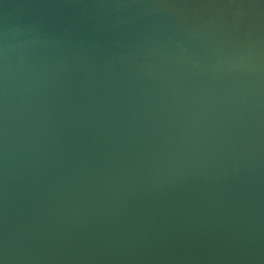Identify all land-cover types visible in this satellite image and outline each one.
Returning <instances> with one entry per match:
<instances>
[{
  "label": "water",
  "instance_id": "water-1",
  "mask_svg": "<svg viewBox=\"0 0 264 264\" xmlns=\"http://www.w3.org/2000/svg\"><path fill=\"white\" fill-rule=\"evenodd\" d=\"M0 264H264V0H0Z\"/></svg>",
  "mask_w": 264,
  "mask_h": 264
}]
</instances>
